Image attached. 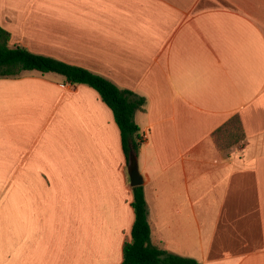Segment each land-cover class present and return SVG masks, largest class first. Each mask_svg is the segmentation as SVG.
<instances>
[{
	"label": "crops",
	"instance_id": "0c3cea01",
	"mask_svg": "<svg viewBox=\"0 0 264 264\" xmlns=\"http://www.w3.org/2000/svg\"><path fill=\"white\" fill-rule=\"evenodd\" d=\"M21 46L144 98L135 113L152 243L264 264V0H0ZM239 115L246 139L213 133ZM133 186L112 109L87 84L0 78V264H122Z\"/></svg>",
	"mask_w": 264,
	"mask_h": 264
},
{
	"label": "trees",
	"instance_id": "16d2710c",
	"mask_svg": "<svg viewBox=\"0 0 264 264\" xmlns=\"http://www.w3.org/2000/svg\"><path fill=\"white\" fill-rule=\"evenodd\" d=\"M10 40L11 34L0 26V78L17 76L25 70H38L62 74L73 85L87 84L93 87L114 113L127 163L132 153L138 155L143 140L137 136L139 126L135 121V113L142 108L144 98L121 89L111 80L86 68L35 54L21 46L11 47ZM213 137L221 150L242 143L246 134L240 116H232L213 133ZM132 206L135 220L131 239L124 244L122 264H199L195 259L171 254L152 243L143 185L133 187Z\"/></svg>",
	"mask_w": 264,
	"mask_h": 264
},
{
	"label": "water",
	"instance_id": "95a60500",
	"mask_svg": "<svg viewBox=\"0 0 264 264\" xmlns=\"http://www.w3.org/2000/svg\"><path fill=\"white\" fill-rule=\"evenodd\" d=\"M128 174L131 185L133 187L144 184V178L141 175L137 164V155L134 153H132L130 160L128 162Z\"/></svg>",
	"mask_w": 264,
	"mask_h": 264
},
{
	"label": "built area",
	"instance_id": "2783aa9c",
	"mask_svg": "<svg viewBox=\"0 0 264 264\" xmlns=\"http://www.w3.org/2000/svg\"><path fill=\"white\" fill-rule=\"evenodd\" d=\"M146 137H147V135H144V136H142V140H145V139H146Z\"/></svg>",
	"mask_w": 264,
	"mask_h": 264
}]
</instances>
